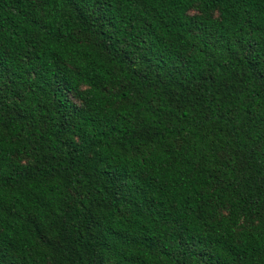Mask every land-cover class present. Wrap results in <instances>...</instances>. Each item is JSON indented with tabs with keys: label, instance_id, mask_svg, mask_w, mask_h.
<instances>
[{
	"label": "trees",
	"instance_id": "16d2710c",
	"mask_svg": "<svg viewBox=\"0 0 264 264\" xmlns=\"http://www.w3.org/2000/svg\"><path fill=\"white\" fill-rule=\"evenodd\" d=\"M0 264H264V0H0Z\"/></svg>",
	"mask_w": 264,
	"mask_h": 264
}]
</instances>
